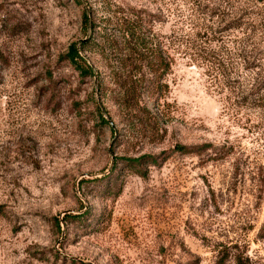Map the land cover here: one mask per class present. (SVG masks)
Instances as JSON below:
<instances>
[{
	"label": "rangeland",
	"instance_id": "1",
	"mask_svg": "<svg viewBox=\"0 0 264 264\" xmlns=\"http://www.w3.org/2000/svg\"><path fill=\"white\" fill-rule=\"evenodd\" d=\"M220 257L264 264V0H0V264Z\"/></svg>",
	"mask_w": 264,
	"mask_h": 264
},
{
	"label": "trees",
	"instance_id": "2",
	"mask_svg": "<svg viewBox=\"0 0 264 264\" xmlns=\"http://www.w3.org/2000/svg\"><path fill=\"white\" fill-rule=\"evenodd\" d=\"M128 47V53L134 62L138 63V66L134 68L137 72L141 71L143 68L147 69L149 73H151V87L145 88V90L150 93V96H155V100H158L159 90L161 85L159 84L160 80L166 74V71L169 68L170 62L164 56V53L159 45L153 44L152 42L146 41L144 35L136 31H131L128 34V39L125 41ZM75 57H77L76 50L71 51V55L69 59L71 62H75ZM123 82L121 84H124ZM125 86V84H124ZM130 87V86H129ZM125 89L123 96L120 98L119 102L125 108H134L135 111L143 113L144 120L141 125L145 127V129L150 130L151 132H157V128H155V124L150 120V115L146 111L145 108L141 107L139 104V100L134 96H132L133 91L129 89ZM141 90V89H140ZM176 151L180 154H201L206 151V145H197V146H187V145H176ZM146 158V157H143ZM141 158V160L143 159ZM148 158V157H147ZM139 161V160H138ZM57 226H59L57 222ZM224 261L223 257H220L215 264H222ZM197 264V263H195Z\"/></svg>",
	"mask_w": 264,
	"mask_h": 264
}]
</instances>
